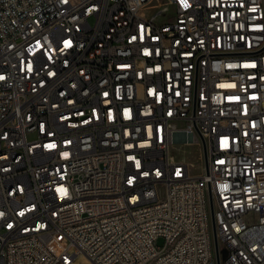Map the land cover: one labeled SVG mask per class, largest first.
<instances>
[{"label": "built area", "instance_id": "obj_1", "mask_svg": "<svg viewBox=\"0 0 264 264\" xmlns=\"http://www.w3.org/2000/svg\"><path fill=\"white\" fill-rule=\"evenodd\" d=\"M210 207L264 264V0H0V264H216Z\"/></svg>", "mask_w": 264, "mask_h": 264}, {"label": "rangeland", "instance_id": "obj_2", "mask_svg": "<svg viewBox=\"0 0 264 264\" xmlns=\"http://www.w3.org/2000/svg\"><path fill=\"white\" fill-rule=\"evenodd\" d=\"M183 155L195 165V169L199 170L200 169V164L196 161V156H195V150L193 147H184L182 149ZM157 245H162L163 241L161 238L157 240ZM77 263L76 264H90L89 261H87L84 257L78 256L77 257ZM220 264H223V259L222 257H219Z\"/></svg>", "mask_w": 264, "mask_h": 264}, {"label": "water", "instance_id": "obj_3", "mask_svg": "<svg viewBox=\"0 0 264 264\" xmlns=\"http://www.w3.org/2000/svg\"><path fill=\"white\" fill-rule=\"evenodd\" d=\"M209 198H210V194H209ZM210 204H211V198H210ZM210 215H211V220H212V224H213V241H214V251H215V256H216V264H220L218 242H217V238H216L215 231H214L212 207H210Z\"/></svg>", "mask_w": 264, "mask_h": 264}, {"label": "snow or ice", "instance_id": "obj_4", "mask_svg": "<svg viewBox=\"0 0 264 264\" xmlns=\"http://www.w3.org/2000/svg\"><path fill=\"white\" fill-rule=\"evenodd\" d=\"M147 54V53H146ZM250 67H255V65H249ZM234 87V86H233Z\"/></svg>", "mask_w": 264, "mask_h": 264}, {"label": "bare ground", "instance_id": "obj_5", "mask_svg": "<svg viewBox=\"0 0 264 264\" xmlns=\"http://www.w3.org/2000/svg\"><path fill=\"white\" fill-rule=\"evenodd\" d=\"M88 261V260H87ZM90 263V262H89Z\"/></svg>", "mask_w": 264, "mask_h": 264}]
</instances>
